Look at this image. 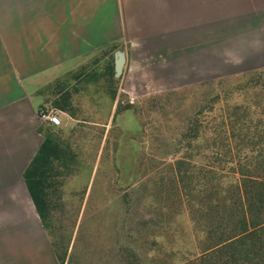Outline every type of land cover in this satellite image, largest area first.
<instances>
[{
    "label": "rangeland",
    "instance_id": "obj_1",
    "mask_svg": "<svg viewBox=\"0 0 264 264\" xmlns=\"http://www.w3.org/2000/svg\"><path fill=\"white\" fill-rule=\"evenodd\" d=\"M257 18L209 28L201 71L193 62L157 68L155 54L113 46L45 89L50 108L57 99L70 106L60 126L41 127L64 160L47 190L46 224L64 264H185L200 257L207 247L202 128L264 127V46L255 49L264 37L248 34L257 33ZM191 128L201 133L187 149L183 136L193 135ZM185 155L192 160L178 181L175 166Z\"/></svg>",
    "mask_w": 264,
    "mask_h": 264
},
{
    "label": "crops",
    "instance_id": "obj_2",
    "mask_svg": "<svg viewBox=\"0 0 264 264\" xmlns=\"http://www.w3.org/2000/svg\"><path fill=\"white\" fill-rule=\"evenodd\" d=\"M256 18L248 34L264 37V0H0V264H60L22 176L47 87L113 46L201 71L209 28Z\"/></svg>",
    "mask_w": 264,
    "mask_h": 264
},
{
    "label": "trees",
    "instance_id": "obj_3",
    "mask_svg": "<svg viewBox=\"0 0 264 264\" xmlns=\"http://www.w3.org/2000/svg\"><path fill=\"white\" fill-rule=\"evenodd\" d=\"M66 100L57 99L51 104L70 114ZM261 116L264 118V114ZM247 117L248 114L240 116ZM202 129L205 132L203 150L208 154L203 155L205 164L198 168V173L206 203L200 219L204 222L202 234L207 247L198 259L185 264H264V127ZM38 131L43 135V142L22 176L37 216L46 228L47 190L56 176V167L64 165V160L54 136L40 128ZM188 131L193 135L183 137L187 138L186 148L192 149L191 144L201 131L198 128ZM191 160V155H185L176 163L178 181L187 172L182 170V165L189 166ZM194 177V171L190 172L191 183ZM59 261L64 264L62 259Z\"/></svg>",
    "mask_w": 264,
    "mask_h": 264
},
{
    "label": "built area",
    "instance_id": "obj_4",
    "mask_svg": "<svg viewBox=\"0 0 264 264\" xmlns=\"http://www.w3.org/2000/svg\"><path fill=\"white\" fill-rule=\"evenodd\" d=\"M61 111L44 106L38 110V118L50 126H60L62 124Z\"/></svg>",
    "mask_w": 264,
    "mask_h": 264
},
{
    "label": "water",
    "instance_id": "obj_5",
    "mask_svg": "<svg viewBox=\"0 0 264 264\" xmlns=\"http://www.w3.org/2000/svg\"><path fill=\"white\" fill-rule=\"evenodd\" d=\"M122 67V61L115 58V69L116 72L119 73Z\"/></svg>",
    "mask_w": 264,
    "mask_h": 264
}]
</instances>
